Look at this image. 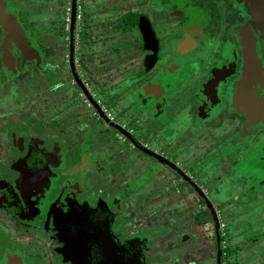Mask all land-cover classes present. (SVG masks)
Masks as SVG:
<instances>
[{
  "label": "flooded vegetation",
  "instance_id": "1",
  "mask_svg": "<svg viewBox=\"0 0 264 264\" xmlns=\"http://www.w3.org/2000/svg\"><path fill=\"white\" fill-rule=\"evenodd\" d=\"M64 2L65 7L69 3L72 6V0ZM85 2L75 0L74 3V9L80 5L81 17L78 31L75 11L72 43L71 21L69 29L65 28V7L58 20L59 27L53 32L48 29L51 34L60 35L62 66L76 76L67 80L78 91L59 96L57 101L60 105L50 108L48 100L54 95L49 93V89L38 91L41 88L38 87L35 92L27 93V89L18 88V81L22 76L38 72L43 74V80L45 74L50 79V59L53 55L48 56L51 54L48 47L51 44L48 45L37 35L28 10L19 7L17 0H6V6L15 10L16 20L27 37L28 46H25L27 51L24 52L16 45V39L9 37L0 25V264H75L66 256V249L71 245L76 246L74 255H77V264H107L100 260L99 253L101 246L107 245L112 238L120 245L133 241L136 252L143 254V264H150L153 247L149 245L148 238L137 235V232L125 235L126 227L120 231L122 227L118 229L117 222L118 219L133 217L135 224H140L149 217L156 218L160 235V222L174 213L165 212L167 214L160 218L155 211L164 199L172 205L168 195L173 193L178 199L188 194L184 205L190 209L192 217L191 222L186 224L188 226L184 225L185 220L182 224H175L180 230L176 237L181 243L188 241V232L195 225H205L210 234L203 236L211 250L206 259L218 264L219 252V263L223 264V252L227 256L225 248H233L228 257L236 255L238 246L229 241L228 226L241 213L230 211L235 209V205L239 206L236 203L227 206L229 197L222 201L210 197L214 188L212 184L216 181L211 178L219 174L231 177L243 194L248 192L249 184L256 198L264 192V185L258 181L262 175L255 170L260 164L264 179V39L261 28L255 21L253 23L244 0H139V8L133 5L126 10L121 9L123 12L119 11L113 21L122 24L118 34L122 35L120 38L127 49L128 41L123 34L127 31L138 33L131 38L135 50L140 52L139 64L149 53L143 49L140 24L154 31L157 61L147 71L143 67L142 72L135 75V81H142L140 91L143 93L144 85L160 75V98H149L150 93L141 96L127 93L130 103L118 105L119 112L114 114L116 103L120 102L114 93L92 91L86 83L96 81L93 77L86 79L90 68L104 65L109 59L116 60V53L112 45L104 47L108 50L107 54L103 49L95 50V40L86 39V32H93L91 19L86 21ZM111 9L114 11V8ZM108 13L104 10L94 15L107 14L108 18ZM126 14H129L127 22L131 23L125 24ZM245 26L250 28L256 41L258 77L251 81L246 79L243 59L241 33ZM64 34L65 41L61 38ZM85 55L93 66H83L85 62L81 58ZM77 82L88 93H83ZM68 95L70 100L67 102ZM135 100H139L138 106L131 103ZM75 110L81 115H72ZM164 110L168 119L188 111L191 126H196L193 132L199 135V144H173L174 148L166 145L164 149L149 147L148 141L153 134L148 132L150 124H159L157 120ZM21 115L32 121L38 117L36 123L40 125L43 121L47 128L37 129L34 122L20 119ZM132 116L142 118L144 126L134 128L130 120ZM86 120L91 124L103 122L93 132L80 126ZM109 129L115 130L113 135L122 140L121 145L112 143L106 137ZM217 130L220 132L216 133ZM145 135L149 136L145 139ZM207 137L210 140H206ZM99 141L102 142L100 145ZM213 142H217L214 148L220 157L211 156L207 162L202 161L203 155L212 151ZM250 146L259 148V151L262 149L263 155H250L246 152ZM189 147L190 151H182ZM102 149L106 151L103 153ZM131 153L132 164H142V160L148 157L154 160L155 179L150 189L155 190L154 200L160 201L157 206L149 205L146 197L140 199L131 184L127 183L128 177L122 180V173H113V168L121 165ZM106 157H111V160L106 162ZM234 165L236 172L231 169ZM248 166L254 170L246 168ZM197 167L200 172L197 170L194 173ZM116 178L120 179V184L125 183L118 185L122 194L112 189L108 195L95 192L94 185L100 180L104 179L106 183L109 180L117 185ZM186 180L190 185L183 184ZM258 182L261 187L254 186L253 189L252 185ZM161 187L165 188L164 192ZM180 191H183L182 195L178 194ZM254 198L249 197L250 200ZM244 204L242 209H247L248 204ZM145 207L148 209L143 214L141 210ZM214 218L217 219V228ZM129 224L126 220L125 225ZM246 226L250 228L248 224ZM159 241L160 236L158 244ZM254 241L249 244H254Z\"/></svg>",
  "mask_w": 264,
  "mask_h": 264
},
{
  "label": "rangeland",
  "instance_id": "2",
  "mask_svg": "<svg viewBox=\"0 0 264 264\" xmlns=\"http://www.w3.org/2000/svg\"><path fill=\"white\" fill-rule=\"evenodd\" d=\"M17 2V5L19 7L28 10V17L31 21L32 27L35 28V32L37 33V35L42 40L47 41L48 45L49 43L51 44L50 47L52 49L48 47V50H50L51 54H49L48 56L53 55V57H51L50 59V64L52 65V67L50 68V71L52 72L50 79H48L49 75L45 74V80H43V74L41 72H38V74H34L31 76L25 75L22 76L20 81H18V88L27 89V93H32L33 91L35 92L38 87H41L38 91L43 90V88L49 89V93L54 96L48 100V106L50 108H54L57 105H60L57 101L59 96H65L68 93L76 94L78 92L76 90L77 87L70 86L69 81L67 80L68 78H73L74 75L72 76L70 74V70L65 66H62L63 48H61L59 45V43H61L60 35L59 33L51 34V31H48V29H52L53 32L56 27H59L60 24H58V20L61 17L60 15L64 10L66 2L61 3L60 0H17ZM85 4V11L90 15L92 21L91 32H93L89 33L87 31L86 39L89 41L93 39L95 40V50H97L98 48L103 49V52L107 54L108 50H104V47H110L112 45L114 46L116 53V60L109 59L110 61L107 60L104 65H96L93 69L90 68V72L87 75L86 79H88V77H93L96 81L95 83H92V80H90L86 83L90 85L92 91L99 93H114L116 99L120 101H116L117 103L114 111L115 114L119 112L118 105L120 107L122 106V103L123 105H125L126 103H130V100L127 98V93H142L140 91V83L142 81H135V75H138L142 72L143 64L142 61L139 64L138 55H140V52L139 50H135L131 38L132 35L135 36L138 33H134V31H127L123 34L128 41L126 42V45L129 46V48L127 49L123 44L124 40L120 38L122 35L120 36L118 34V29L122 27V24L119 21H113L115 15L119 11H121V9L126 10L128 8H131V6L133 5L139 8V0H86ZM111 8H114V11ZM104 10H107L109 12L108 18L106 17L107 14L104 16L96 14L94 15V13ZM110 18L111 20H109ZM86 28L88 29L90 28V26H86ZM65 36L66 35L64 34L61 38L64 39ZM86 45L89 46L88 41L86 42ZM48 50L46 52H49ZM110 53L111 55H114V53ZM81 59L83 60V62H85V65H83L84 67L89 68L94 65L91 64V62L89 63L87 61L86 55ZM77 84L80 87L81 91L83 93H86L83 89V86L79 84V82H77ZM170 90L171 89H169L168 91ZM20 93H26V91H20ZM169 95H172V93H170ZM181 98L182 97H180L179 99ZM66 99L67 102L68 100H70L69 95ZM133 102L136 106H138L139 100L131 101V103ZM80 113L81 112H79L78 110H75V112L71 114H74V116L76 117ZM160 114V118L157 120L158 122L160 121V123L150 124L148 132H150L149 135H151V133L153 134L152 136H150V140L148 141L149 147H160V149H164L166 148V145H168L169 147L174 148L173 144L177 146H183L185 144L191 146V144L194 145L198 142L197 139L199 138V135L197 134V132H193V129L196 128V126H191L192 121L190 113L188 111L185 110L177 116L174 115L171 119H168V114L165 110ZM16 118L18 119L19 117ZM88 118L90 119V116H88ZM20 119L25 118H23V115H21ZM141 119L142 118L139 119L132 116L130 119L131 125H133L134 128H136L137 125L144 126V122ZM222 119L224 120V118ZM38 120V117L35 119V121H32L31 118L25 119L27 123L34 122L35 128L37 129L47 128V125L44 124L42 120H40L42 121L40 122V125L39 123L37 124L36 122H38ZM102 122L103 121H95L94 124H91L88 120H86L84 123L81 122L80 126H83L85 129L90 128V130H93V132H95V130L98 129L97 127L100 124L102 125ZM225 124L227 123L225 122ZM114 132L115 130L109 129L107 133H105V135L112 143L114 142L115 144L121 145L122 140L115 138V136L113 135ZM217 132H220V130H217L216 133ZM149 135H145L144 138L146 139V137ZM206 140L210 139H208L207 137ZM101 143L99 141V145ZM197 144H199V142ZM216 144L217 142L212 143V151L206 156L203 155L202 161L207 162L211 156L215 158L220 157L219 152L216 150V148H214ZM245 144L246 142L243 143V145ZM99 150L101 152V146L99 147ZM190 150V147L186 148L185 150L182 149V151L187 152ZM102 151L104 153L106 150L102 149ZM246 152H249L250 155L254 156H257L258 153L259 155H263L262 149H260L259 151V148L253 149V147L251 146ZM131 155H133V153L128 155L123 160L121 165L114 167L113 173L115 171L122 173L123 177L120 178L122 180H126L128 177L129 180L127 183L131 184L133 192L135 194H138V197L140 199H144V197H146L149 205L155 204L157 206V203L160 201H158L157 199L154 200L153 191L155 190L150 189L153 179H155L153 178L156 171L154 170L155 167H153V165L155 164L154 160H151L148 157L142 160V162H144L142 164H139L138 162L132 164ZM108 160H111V157H106V162ZM179 162H181L182 165V160ZM185 163L186 161H184V164ZM235 166L236 165H234L231 169L236 172ZM246 168L254 170L249 166ZM197 170L198 167L195 169L194 173H196ZM255 170L261 173L262 177H259L258 181H260L264 185L263 173L261 172L262 169L260 168V164L255 168ZM198 171L200 172V170ZM120 179L116 178L117 185H113L109 180L108 183H106L104 179L100 180L98 184L96 183L94 185L95 192L108 195V193H111L110 189H112L113 192L117 191L116 193L122 194L118 187L123 186L125 183L120 184ZM211 179H215L216 181H214L212 184L214 188H212L213 190L210 197L212 199H216L217 201H222L225 198L229 197L227 206L235 205V203L237 204V206H239L236 207L235 205V209H230V211L232 212L234 210L239 214L241 213L240 216L235 219V221H233L230 226H228V231L231 235L228 237V239L230 242H234L238 246V249H236V255L232 258L233 264H264V192L260 196H258V198H256V194L253 195V193L250 191L251 185L249 184L247 186L249 188L248 192L246 191L247 193L243 194L244 192L240 191V187L236 185L237 182H235L231 177H226V175L219 174L215 177H212ZM260 182L256 183L255 185L253 184V189L254 186L261 187ZM183 184L190 185L188 180H186V182ZM160 185L162 184L160 183ZM227 186L229 187L227 188ZM160 190L164 192L165 188L161 187ZM182 193L183 191H180V193L178 194L182 195ZM187 195L183 194L182 198L178 199L177 195H175L174 193L170 194L168 195V199H172V205L167 199H164L163 203H160V205H158L155 213L160 216V218L162 215L167 214L170 211H173L174 213L168 214V218H165L163 219V222H160V235H158L159 229L157 230L158 222L156 221V218L149 217L148 220H144L140 224H135L136 221L133 220V217H129L128 219L122 218L121 220L118 219L117 228L119 229L120 227H122L120 231H124L126 227L125 235L128 233H132L134 235L135 232H137V235H142L148 238L149 245L153 247V253L150 254L151 258L149 259L150 264H213V261L211 259H206V257L208 258L210 256L211 250L209 249V246L207 244L208 240L206 242V239L203 236L205 235L207 237L210 234L209 230H205V225H195L191 229V231L188 232L190 234L188 241L185 240L181 243L179 241V238H177L175 235L176 233L180 232V230L175 227L176 223L177 225L182 224L183 220H185L184 225H186L191 222L190 219L192 217L190 215V209L186 208V206L184 205L187 199ZM161 197L162 196H160V198ZM164 197L165 196H163L162 198ZM249 197L255 198L251 199V201ZM130 198H132V195L130 196ZM244 203L248 204L247 209H242L245 205ZM147 209L148 207H145L143 210H141V212L145 214V212H147ZM221 218L223 221H226L224 217ZM126 220L131 223L129 224V226L125 225ZM247 224L248 226H250L249 229L246 228ZM141 229L143 230L138 231ZM159 236L160 244L157 243V238ZM253 240H255L254 244H249V242H252ZM230 249L233 248L230 247Z\"/></svg>",
  "mask_w": 264,
  "mask_h": 264
},
{
  "label": "water",
  "instance_id": "3",
  "mask_svg": "<svg viewBox=\"0 0 264 264\" xmlns=\"http://www.w3.org/2000/svg\"><path fill=\"white\" fill-rule=\"evenodd\" d=\"M74 3L75 0H72V15H71V29H70V42L73 40V29H74ZM245 8L251 17L253 23L257 24L259 28H261V36L264 39V0H244ZM129 14L124 16V22L131 23L132 21H128L127 19ZM126 20V21H125ZM134 24V23H133ZM0 25L4 31H6L11 38H15L16 45L20 47L24 52L27 51L25 46L27 45V37L22 30L20 24L16 20V13L13 8H9L6 6V0H0ZM147 28L142 27L140 24V35L143 40V49L148 51L147 55H145L143 59V67L144 70L147 71L152 68L157 61V41L154 34V31L147 25ZM242 38V46H243V59L245 62V74L246 79L251 81L255 79L258 71L256 68V51H255V37L253 36L252 31L248 26H245L242 29L241 33ZM26 50V51H25ZM32 52V51H31ZM35 54L36 50L33 51ZM38 58V54L35 55ZM257 73V74H256ZM258 77V76H257ZM84 89V87H83ZM86 93V89H84ZM150 93V97L154 99H159L160 93V75L153 78L148 84L144 85L143 93H136V95H146ZM215 226L218 227L217 219L214 218ZM217 237H219L218 230L216 231ZM103 243V242H102ZM108 243V241H107ZM76 250V246H69L66 249V256L71 258V262L77 264V255H74ZM137 250L133 246V241H126L125 244L120 245L119 242H114L113 238L107 245H103L100 248V260L107 264H143L142 260V252L141 254L136 252ZM218 264L220 253L218 252ZM75 258V259H73ZM68 260V259H66Z\"/></svg>",
  "mask_w": 264,
  "mask_h": 264
},
{
  "label": "built area",
  "instance_id": "4",
  "mask_svg": "<svg viewBox=\"0 0 264 264\" xmlns=\"http://www.w3.org/2000/svg\"><path fill=\"white\" fill-rule=\"evenodd\" d=\"M78 1V0H77ZM79 9H80V5L78 4V5H76V9H75V11H76V16H75V21L77 22L76 23V28L78 29L79 28V26H78V22H79V20H80V17H81V15H80V12H79ZM71 12H72V6L70 5V3L65 7V16H64V21H65V28H66V30L67 29H69V25H70V21H71ZM78 31H79V29H78ZM76 36H77V34H76ZM221 227H223V225H220ZM225 248V244H224V242H223V248L222 249H224ZM225 255H224V252H223V257H224ZM223 264H226V261L225 260H223Z\"/></svg>",
  "mask_w": 264,
  "mask_h": 264
},
{
  "label": "trees",
  "instance_id": "5",
  "mask_svg": "<svg viewBox=\"0 0 264 264\" xmlns=\"http://www.w3.org/2000/svg\"><path fill=\"white\" fill-rule=\"evenodd\" d=\"M61 3L63 0H60ZM62 31V27L60 29ZM225 251H227V256H224V259L226 261V264H233V260L231 258H233L235 255H231V257H228V253L230 252V248H225Z\"/></svg>",
  "mask_w": 264,
  "mask_h": 264
},
{
  "label": "crops",
  "instance_id": "6",
  "mask_svg": "<svg viewBox=\"0 0 264 264\" xmlns=\"http://www.w3.org/2000/svg\"><path fill=\"white\" fill-rule=\"evenodd\" d=\"M121 12H123V11H121ZM85 17H86V21H88V20L90 21L91 18H90V15H89L88 13L86 14ZM106 17H107V16H106Z\"/></svg>",
  "mask_w": 264,
  "mask_h": 264
}]
</instances>
